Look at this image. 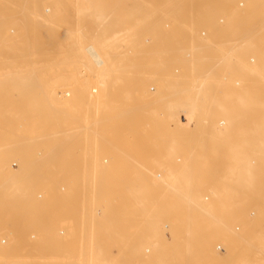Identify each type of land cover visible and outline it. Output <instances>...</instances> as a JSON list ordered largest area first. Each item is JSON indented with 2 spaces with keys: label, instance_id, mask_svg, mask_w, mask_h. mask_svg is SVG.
<instances>
[{
  "label": "rangeland",
  "instance_id": "1",
  "mask_svg": "<svg viewBox=\"0 0 264 264\" xmlns=\"http://www.w3.org/2000/svg\"><path fill=\"white\" fill-rule=\"evenodd\" d=\"M219 16L223 23H218ZM262 20L264 0H0V150L8 153L5 167L11 170L4 175L19 173L26 164L28 177L42 179L29 183L27 195L16 204L0 203V264H65L68 255L83 259L82 264H97L90 259L96 254L103 259L99 264H185L181 236L186 233L190 240H202L205 251L215 250L216 257L209 256L213 262L264 258L259 250L264 240L249 245L236 235L257 232L264 221V153L249 151L236 159L235 147L241 144L237 128H245L250 118L229 124L225 110L212 107L234 104L237 93L253 85L243 84L242 73L196 81L186 64L197 49L204 54L213 50L216 68L218 46L226 50L264 38ZM202 29L208 31L206 38H199ZM97 38L105 40L98 48L105 62L99 68L85 50ZM257 49L247 43L239 47V56L254 64ZM100 72L111 79L131 76L124 87L135 86L132 97L138 107L123 108L127 102L118 96L117 83L105 109H85L95 104L94 95L102 88ZM57 73L70 74L55 85L56 99L70 102L72 93L59 95L77 89L84 106L68 110L46 130L76 139L65 148L55 147L63 150L55 159L67 161L75 154L79 164L46 169L38 165L45 148L19 139L37 136L42 129L26 125L22 109L29 93H21L17 82L35 76L37 88L46 89ZM244 78L256 81L253 75ZM193 81L198 85L191 87ZM254 112L264 114V108ZM89 137H105L110 143L87 146ZM88 151L94 152L89 163H81ZM104 157L108 164L102 163ZM182 170L197 177L189 205L159 182L170 174L181 177ZM167 200L176 206L151 210V204ZM110 211L117 212L118 221L125 218L122 233L107 237L96 228L94 236H86L88 217L100 220ZM62 228L64 234L57 235Z\"/></svg>",
  "mask_w": 264,
  "mask_h": 264
},
{
  "label": "bare ground",
  "instance_id": "2",
  "mask_svg": "<svg viewBox=\"0 0 264 264\" xmlns=\"http://www.w3.org/2000/svg\"><path fill=\"white\" fill-rule=\"evenodd\" d=\"M87 11H89V10H86L85 12H87ZM103 15L105 16V14H103ZM103 15L101 14V17ZM99 17L100 16H98V18ZM220 18H223V17L222 16L217 17L218 23H223L224 18H223L222 22L219 21ZM91 21H93V19H90L89 22H91ZM262 21H264V20H262ZM88 25H89V23H88ZM97 28H96V30H97ZM86 30H88V29H86ZM205 30L207 31V29H205ZM208 31L210 33L209 36H212V34L210 32L211 29L209 30V27H208ZM84 33H86V31L83 32V36H84ZM250 33H252V32H250ZM72 34H73V32H72ZM75 34H73V35H75ZM80 34H82V32ZM181 38L182 39L186 38V35H185V32L183 29H181ZM199 38H201V37H199ZM97 39L98 40H96L94 43L92 41H91V43L89 42L90 44H88L85 47V50L87 51V53L90 54L89 56L92 57L91 58V59H93L92 61H94L96 66L99 68L105 62H104V58L100 55L98 48L104 46L105 40H99L100 38H97ZM200 40H202V39H200ZM252 40H253V38H250L247 42L236 43V45L233 46V48H231V49L227 46L226 50L224 48H222L221 46H218L216 48V52L218 53V56H216V57H218L220 60H216L219 63V65L216 68H214L215 53L213 50H210V54H204L205 53L204 51L203 52L201 51L199 53V51L197 49L196 52H198V54H196V52L193 53V54H195L194 59L190 58L193 60L186 61V64L190 65V68H189L190 69L189 70L190 75H192L196 81L197 80L198 81H207L208 79L210 80L211 78H213L215 76L221 77V76H225L228 74L242 73V76H239V77H240V79H242V81L244 80L243 84L253 85L252 89L245 90L241 93H237V96L235 98L237 102H235L234 104L212 106V107H219L220 109L225 110L226 113L223 116L229 124H231V122H235L236 119L247 118V117L250 118V120L247 122V125L245 128H243V126L241 128H237V133L239 135L238 139L241 140V142H240L241 144H239V145H237V147H235L236 150L238 151V153L236 154L237 156L235 157L236 159L239 158L240 154L244 155V153L249 152V151L264 153V119H262V118H264V114H261V113L257 114L254 112L259 108H264V101H261V100H264V99H262V98H264V38H260L255 43ZM87 43H85V45ZM198 43H196V44H198ZM247 43H248V46L254 45V47L260 48V49H257V51L253 52L257 58V61L254 64H249L245 59H243L239 56V52H238L239 47H241L243 45H247ZM193 45H195V44L193 43ZM199 45H201V48L203 47V43L200 42ZM228 49H230V50H228ZM254 55H253V57H255ZM86 56H87V54H86ZM61 57H63V56H60V58ZM120 57H119V60H122ZM124 57H122V58H124ZM127 60H129V59H127ZM197 61L203 62V67H200L198 65ZM251 61H254V59H251ZM84 62H86V61H84ZM93 65H94V63H93ZM96 66H94V68ZM115 69H117V68H115ZM68 74H70V73H68ZM68 74L67 73H62V74L57 73L56 78L54 79L53 83L51 84L52 86H47V88L45 89V87H43V85H42L44 90L41 89L42 87L37 88V87H39L38 86L39 82H37L38 80L35 76H30V78L27 76H22V77H20V79H18L19 82H17L19 85L18 90L21 91V93L25 92V90H26V93H29V96H28L27 101H26L27 105L23 106V109H22V110H24L23 112H25L24 117H26V121H25L26 125H28L29 123H34V125L36 127H39V129H42V130H40V132L37 131L39 133V135H37V136L24 135L23 138H19V139H22L24 142H27L30 145H42V147L45 148L43 155H42V157L44 158V161L39 162L38 165L40 166L42 164V165H44V167H46V169H48L49 167H52L51 165H53V164H54V166L57 165V163H60L63 167H69V166L71 167L74 165L77 166V164H79L75 154H73L72 158L70 157L67 161H64V160L57 161L55 159L56 157H59L63 151L60 149H58L56 151L55 147L65 148L66 144H68V146H70L75 142L76 139L73 137L57 136L56 134L51 136V135L47 134V133H49L48 132L49 130H46V128L52 126L51 125L52 123H55V120L57 119V117L64 115L65 112H67L68 110L78 111L80 109H83L84 105H82L80 102H78L80 92L77 89H75V90H72V89L68 90L67 89V90H64L59 95V96H62L63 98H65L67 96L69 97V95L72 93V97L68 98L70 100V102H62V101H59L58 99H56V92H55L54 87H55V85L59 86L61 82H64L65 80H67ZM247 74L256 76L255 83L245 81L244 76ZM92 75H94V74H92ZM92 75H89V77ZM109 76L110 75L108 73H105V72H100L97 74V77L98 78L100 77L102 79L99 81V85H100V87L102 86V88L99 90V92H97L96 95H94L96 97L94 99L95 104L86 105L85 109L87 108L89 110L90 107H94L95 112H97L101 109H105L108 105L107 101L110 100L109 97H111V94H112L111 86L116 87L117 83H118V85H117L116 90H117L118 96L123 101L127 102V105L123 108H126V107H131V109L137 108L138 107L137 104H134V102H135L134 99L136 97H132V94L136 93V90L134 91V88H135L134 85L135 84L131 83L134 86L133 88L130 85L127 88L124 87V85L127 86V83L129 82V78H131V76L121 75L119 78H117L118 77L117 76L116 77L117 79L116 78L114 79V77L111 79V77H109ZM111 76H112V74H111ZM93 77H95V75ZM196 81L191 82L190 86L191 87L197 86L198 84ZM235 83L239 84V82H237V81ZM222 84L223 83L220 82L218 85H222ZM34 86L37 89H34V90L29 89L30 87H34ZM129 87L131 89H129ZM91 90H92L91 92L95 93L97 91V88L94 87V88H91ZM71 99H72V101H71ZM101 99L104 100L102 103H101ZM54 100H55V102H53ZM212 100H215V98ZM203 108H204V106H203ZM250 110H252L253 112H251ZM94 123L95 122H88L87 126H92L91 124L94 125ZM223 124H224V121L221 120L219 122V125L223 126ZM240 124L241 123L238 122V125H240ZM27 133H29V132H27ZM107 141H108V138H105V137H103V138L102 137L101 138L89 137L87 140V146L88 145H94V146L96 145V146L100 147L101 145H104L105 143L107 144ZM45 151H47V152H45ZM93 153L94 152L88 151L87 154H84L81 163H84V164L89 163L87 158L92 156ZM7 154L8 153L0 150V203L12 205V204H16L17 201L20 200L24 195H27V189H28L29 183H35V181H39L42 179H33L32 177H28L26 175V173L30 171L29 170L30 167L26 164L21 166L19 173L17 172L14 175H10V177L5 176L4 173L6 171L11 172V170H9L5 167V165H6L5 164V157ZM102 163H103V159H102ZM108 163H103V164H108ZM13 164H16V163H12V166H13ZM230 172H231V170H230ZM246 172L248 173L249 169H247L244 173H246ZM196 178L197 177L191 176L190 172L188 173V171L182 170L181 171V177H177V176H174L173 174H170L166 178L159 179V182L161 183L160 185L163 188V190L171 192V193H177L178 192L181 195V199L187 200L188 201L187 204L189 205V202L192 200V198H194L195 188L197 186L196 184H194V181H196L195 180ZM135 191H137V190H135ZM215 191L216 190H213L212 192H215ZM105 200H107V199H105ZM173 202L174 201H171V200H169V201L167 200L165 202H155L154 204H151L150 208H151V210H155V209L159 208V206H160V207L168 208L171 210V209H173V207L175 205V204H173ZM193 202L194 201H192V203ZM195 204L196 203H194V205ZM188 210H189V207H188ZM96 213L99 216L102 215V212L100 209L96 210ZM211 217H213V216L211 215ZM118 218H119V216L117 215V212H113V211H112V213H111V211L109 212V214L107 213V216H104V218L100 219V220L94 217V221H93L92 217H88V221L90 220V222L87 223L88 228H86L84 230V231H86L85 235L86 236H90V235L94 236V233H95L94 230L96 228H100L96 231H103V233L107 237L113 236V235H118V233L121 231L120 226L123 225V224H121V222H123V223L125 222V218H123V220H120V221H118ZM188 219H189V214H188ZM215 219L218 221L216 216H215ZM188 223H189V220L187 222V226H189ZM231 232H232V230H231ZM49 233H51V231H49ZM121 233H122V231H121ZM63 234H64V230L62 233L58 232V230H57V235L61 236ZM236 235L238 237L237 240L240 242H243V241L245 242L247 240L249 242V245L257 244L258 242H260V240H264V221H262V226H261V229L259 231L253 232L250 230V231H246V232H241L240 234L236 233ZM34 237H35V235L30 236V238H32V239H34ZM188 237H189L188 233L183 234L181 236V262H184L185 264H221L222 263V261H223L222 258H218V259L216 258L215 262H213V260L210 259V257H209L210 255H214L215 257L217 255V253L215 255L214 249L210 250V251H205L204 250L205 243L202 242V240L200 241V240L195 239V238L190 240V238H188ZM4 241L5 240H2L1 243ZM217 249H220V246H217ZM259 250L264 252V243L261 244V248ZM189 253L190 254L192 253V255H188ZM248 258H249L248 260L241 262L240 264H264V258L253 259V257H251V256H249ZM90 259L93 261L95 260L97 264H99L100 261H103V259H101L98 254L94 255V257L90 258ZM0 260H2V259H0ZM72 261H75L77 264H82L83 259H74V258H72V256L68 255V257L63 260V263L73 264ZM94 263L95 262H92V264H94ZM228 264H230V263H228Z\"/></svg>",
  "mask_w": 264,
  "mask_h": 264
},
{
  "label": "built area",
  "instance_id": "3",
  "mask_svg": "<svg viewBox=\"0 0 264 264\" xmlns=\"http://www.w3.org/2000/svg\"><path fill=\"white\" fill-rule=\"evenodd\" d=\"M219 21L222 22V21H223V18H220ZM198 35H200V37H202V38H206V37L208 36V32H207L205 29H203V30H201V31L198 33ZM108 162H109V158L104 157V158H103V163H108ZM15 165H16V164H13V166H15ZM59 232L62 233V232H63V228L60 229ZM2 243H3V244H6L7 242H6V240H5V241L2 242Z\"/></svg>",
  "mask_w": 264,
  "mask_h": 264
}]
</instances>
